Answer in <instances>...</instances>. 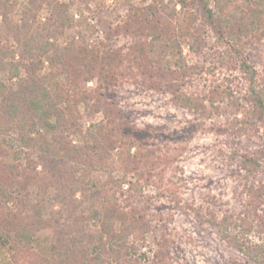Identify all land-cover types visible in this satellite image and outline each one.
I'll list each match as a JSON object with an SVG mask.
<instances>
[{
    "label": "rangeland",
    "instance_id": "rangeland-1",
    "mask_svg": "<svg viewBox=\"0 0 264 264\" xmlns=\"http://www.w3.org/2000/svg\"><path fill=\"white\" fill-rule=\"evenodd\" d=\"M229 4L223 15L233 8L237 13L228 23L226 18H208L200 0H83L82 15L74 0H0L6 63L15 45L9 29L24 16L34 17V25L46 24L52 6H69L76 21L87 18L94 26L89 45L99 61L86 85L94 116L79 104L78 123L85 130L103 121L125 149L135 144L129 161L133 170L126 179H139L140 191L123 184L116 196L122 216L133 215L146 229L137 241L132 235L126 241L136 249L135 264H254L206 222L223 217L231 218L229 231L241 244L264 248V159L258 158L264 125L237 129V119L254 104L237 61L244 59L255 69L264 93V0ZM218 5V0H209L212 11ZM74 31L60 30L49 41L63 47ZM230 34L239 39L233 41ZM153 36L172 49L158 61L148 53ZM228 53L236 60L234 67L225 61ZM50 71L44 63L39 74ZM64 73L57 82L69 90ZM7 77V70H0L7 85L16 83ZM42 134L32 132L24 145L20 134L10 130L0 142V173L15 177L29 153L37 161ZM72 140L78 141L75 136ZM245 156L259 164L251 166ZM113 177L120 179L123 173L118 170ZM90 179L101 185L107 175L94 170ZM28 193L33 203L43 201L44 219L58 211L52 189L40 193L30 186ZM14 195L19 198L18 189ZM5 207L14 210L12 202ZM82 227L99 230L100 224L87 221ZM53 233L51 227L43 228L33 242V250L48 260L53 257ZM10 256L0 241V264L11 263Z\"/></svg>",
    "mask_w": 264,
    "mask_h": 264
},
{
    "label": "trees",
    "instance_id": "trees-1",
    "mask_svg": "<svg viewBox=\"0 0 264 264\" xmlns=\"http://www.w3.org/2000/svg\"><path fill=\"white\" fill-rule=\"evenodd\" d=\"M82 1L74 0L80 15L83 13ZM218 1V11H212L209 0H200L206 16L226 18L228 23L235 19V8L223 15L231 6L230 0ZM68 7L52 6L46 24L34 25V17L24 16L20 25H12L10 38L15 45H11L9 63L4 62V49L0 44V70H7L8 80L16 79L12 86L0 79V104L3 103L0 142L10 130L20 134L18 140L24 145L29 144L28 136L32 132H43L37 141L40 151L37 161L31 160L29 153L26 165L18 166L20 170L15 177L0 173V241L11 251V264H135L136 249L133 245L127 246L126 241L130 235L137 241L146 229L144 224L136 223L133 215L122 216L116 197L123 184L140 191L137 187L139 179L135 182L126 179L133 170L129 161L135 144L130 143L125 149L122 139L103 121L85 130L78 123L79 104L90 117L94 116L89 110L90 95L86 85L93 78V64L99 60L89 45L94 26L87 18L76 21ZM69 28L77 31L67 45L60 47L49 41V36ZM229 37L233 41L239 39L232 34ZM152 38L148 53L152 60L158 61L172 49L161 43L158 37ZM227 59L225 61H231L234 67L236 60H232L230 53ZM237 62V68L246 76L248 92L254 101L251 109L243 111L242 119H237V129L264 125V93L259 90L257 72L244 59ZM44 63H48L51 71L40 75ZM63 72L69 90L58 85L57 78ZM73 136L78 140L76 143H73ZM258 158L260 161L264 159V146ZM245 160L251 166L259 164L253 157L245 156ZM94 170L106 173L103 184L90 179ZM118 170L123 177L115 179L113 174ZM30 186L37 187L40 193L53 190V200L59 209L48 219L42 217L43 201L38 199L33 203L29 199ZM15 189L19 190V198L14 195ZM9 202L14 210L5 207ZM197 216L200 218L199 214ZM87 221L100 224L99 230L84 229L82 225ZM206 222L248 260L264 264V248L241 244L229 231L230 217H223L219 222L207 219ZM46 227H51L54 232L51 260L33 250L36 232Z\"/></svg>",
    "mask_w": 264,
    "mask_h": 264
},
{
    "label": "crops",
    "instance_id": "crops-1",
    "mask_svg": "<svg viewBox=\"0 0 264 264\" xmlns=\"http://www.w3.org/2000/svg\"><path fill=\"white\" fill-rule=\"evenodd\" d=\"M8 264H11V263H8Z\"/></svg>",
    "mask_w": 264,
    "mask_h": 264
}]
</instances>
